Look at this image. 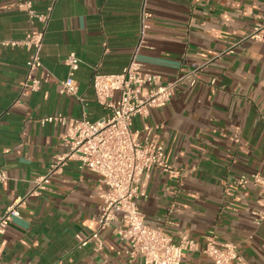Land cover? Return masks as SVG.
I'll use <instances>...</instances> for the list:
<instances>
[{"label":"crops","instance_id":"obj_1","mask_svg":"<svg viewBox=\"0 0 264 264\" xmlns=\"http://www.w3.org/2000/svg\"><path fill=\"white\" fill-rule=\"evenodd\" d=\"M15 1L0 0V40L43 28L31 25ZM27 1L37 13L51 14L36 73L50 78L38 92L24 90L28 53L0 51V170L9 177L0 184V211L26 195L66 150V131L82 116L80 104L60 94L66 59L74 54L81 61L75 79L88 119L96 122L105 113L92 89L94 71L121 73L140 45L139 59L161 75L160 85L209 63L196 87H178L169 105L146 121L154 129L150 147L163 146L173 169L150 172L138 200L146 223L165 228L175 241L187 233L197 244L181 264H211L202 253L209 236L235 244L250 264H264L258 190L234 185L241 176L264 174V41L248 39L264 0ZM56 114L68 118L66 127L40 123ZM144 123L137 117L133 127ZM102 189L96 174L70 162L0 236V258L6 264H144L130 262L121 223L100 232L102 251L95 242L81 247L79 239L99 230Z\"/></svg>","mask_w":264,"mask_h":264},{"label":"built area","instance_id":"obj_2","mask_svg":"<svg viewBox=\"0 0 264 264\" xmlns=\"http://www.w3.org/2000/svg\"><path fill=\"white\" fill-rule=\"evenodd\" d=\"M14 6L27 14L31 25L39 22L43 28L39 32H27L22 39L0 40V51L21 49L28 53L27 78L23 89L38 92L42 83L50 78L48 74L44 80H40L36 73L43 68L42 50L51 14L37 13L34 4L27 0H16ZM259 20L248 39L264 41V15ZM139 49L140 45L129 65L119 74L94 71L92 89L97 104L105 113L96 122L88 119V104L79 93L75 79L81 61L74 54L66 59L69 73L60 83V94L74 98L82 108V116L75 119L66 131V150L54 157L45 173L33 181L32 188L26 195L0 211V236L20 216V209L26 206L28 199L40 197L49 191L54 178L60 176L70 162L75 161L81 171L96 174L103 186L99 193L102 200L99 230L87 239H79L81 247L95 242V250L102 251L100 232L115 223H121L118 235L130 262L140 258L144 264H181L186 253L198 250L197 244L187 233L181 234L178 241H175L165 228L147 224L138 200L152 170L173 173L166 161L164 147L149 145L154 129L146 123L147 119L152 111L169 105L178 87H196L209 63L193 65L175 81L160 85L161 75L145 68L139 59ZM233 51L234 48L231 47L227 52ZM145 88L147 91H144ZM137 117L145 122L141 130L133 127ZM40 123L66 127L68 118L56 114L42 119ZM8 179L6 171L0 170V184ZM234 185L258 190V205L261 210L256 214V225L263 223L264 174L241 176L235 180ZM202 253L211 264H250L235 244L219 243L214 236L207 238ZM0 264L6 263L0 258Z\"/></svg>","mask_w":264,"mask_h":264}]
</instances>
